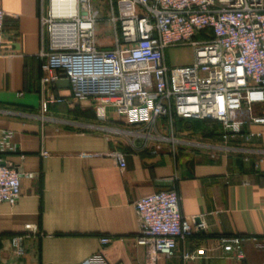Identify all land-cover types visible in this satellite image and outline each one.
I'll return each mask as SVG.
<instances>
[{
	"label": "crops",
	"instance_id": "obj_1",
	"mask_svg": "<svg viewBox=\"0 0 264 264\" xmlns=\"http://www.w3.org/2000/svg\"><path fill=\"white\" fill-rule=\"evenodd\" d=\"M0 9V131L11 134L13 146L0 153V164L21 174L16 203H0V264H82L98 253L106 264H145L134 244L132 204L168 188L177 193L181 216L201 228L158 264H264L263 124L245 121L222 140L211 121L173 116L144 128L127 125L110 108L99 120L90 102H67L64 80L51 92L66 101L42 112L36 55L46 50L47 37L39 0H0ZM171 49L164 58L175 67L167 61ZM252 111L264 116V105ZM111 152L124 155L123 170ZM101 237L109 242L101 245ZM12 238L20 239L19 256ZM220 238H239L238 249L223 252Z\"/></svg>",
	"mask_w": 264,
	"mask_h": 264
},
{
	"label": "built area",
	"instance_id": "obj_2",
	"mask_svg": "<svg viewBox=\"0 0 264 264\" xmlns=\"http://www.w3.org/2000/svg\"><path fill=\"white\" fill-rule=\"evenodd\" d=\"M103 1L113 32L109 44L97 40L93 0H39L40 28L47 37L46 50L36 55L42 112L49 104L66 101L51 92L64 80L70 91L67 102H90L99 120L107 108L127 125L144 128L173 116L206 120L220 125L222 140L238 134L245 121L264 125V116L252 111L254 105H264V0ZM4 17L0 9V33ZM177 47L191 48L190 65H166L165 50ZM240 113L245 119L238 118ZM10 137L0 131V153L13 151ZM109 157L124 169L122 153ZM20 176L15 166L0 164V203H16ZM132 206L134 244L143 250L145 264H158L178 241L201 228L181 216L174 188L140 197ZM19 240L10 241L18 256ZM108 242L99 238L101 245ZM219 243L223 252H231L240 239L220 238ZM82 264L106 262L98 253Z\"/></svg>",
	"mask_w": 264,
	"mask_h": 264
},
{
	"label": "rangeland",
	"instance_id": "obj_3",
	"mask_svg": "<svg viewBox=\"0 0 264 264\" xmlns=\"http://www.w3.org/2000/svg\"><path fill=\"white\" fill-rule=\"evenodd\" d=\"M93 3L95 4V9L99 18L96 26L97 40L99 43L106 44L110 37V32L106 29V25H109L107 20L106 5L103 0H93ZM171 50L173 51L167 53V61L170 65L184 66L188 65L192 61V51L190 47H177L172 48Z\"/></svg>",
	"mask_w": 264,
	"mask_h": 264
},
{
	"label": "water",
	"instance_id": "obj_4",
	"mask_svg": "<svg viewBox=\"0 0 264 264\" xmlns=\"http://www.w3.org/2000/svg\"><path fill=\"white\" fill-rule=\"evenodd\" d=\"M198 222V220H195V223H197Z\"/></svg>",
	"mask_w": 264,
	"mask_h": 264
},
{
	"label": "trees",
	"instance_id": "obj_5",
	"mask_svg": "<svg viewBox=\"0 0 264 264\" xmlns=\"http://www.w3.org/2000/svg\"><path fill=\"white\" fill-rule=\"evenodd\" d=\"M184 120V119H183ZM204 121H206V120H204Z\"/></svg>",
	"mask_w": 264,
	"mask_h": 264
}]
</instances>
